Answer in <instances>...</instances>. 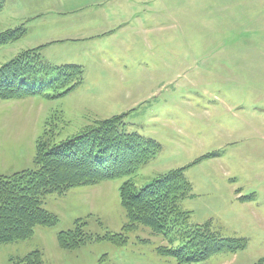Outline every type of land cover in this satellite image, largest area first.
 <instances>
[{"label": "rangeland", "instance_id": "obj_1", "mask_svg": "<svg viewBox=\"0 0 264 264\" xmlns=\"http://www.w3.org/2000/svg\"><path fill=\"white\" fill-rule=\"evenodd\" d=\"M40 1L18 15L29 21L55 13L58 21L47 19L44 28L60 22L77 28L62 37L79 45L63 51L68 63L83 67L84 81L62 98L0 100V175L34 168L47 124L59 142L94 122L126 115L127 132L162 148L132 176L47 195L43 206L57 225L37 227L30 239L1 247L0 264L33 251L43 264H176L156 252L171 246L168 239L147 227L131 233L124 247L98 241L66 250L58 234L80 223L93 237L120 234L127 223L120 199L125 181L145 187L209 153L218 157L186 170L195 196L180 207L190 224L209 225L246 246L197 264H264V0ZM106 1L115 6L109 14L98 9ZM0 6V33L25 28L17 42L0 47V66L22 51L41 50L14 49L27 29L10 26L9 19L23 7L7 0ZM88 23L106 27L83 36L81 24ZM172 239L175 247L183 244L178 235Z\"/></svg>", "mask_w": 264, "mask_h": 264}, {"label": "trees", "instance_id": "obj_2", "mask_svg": "<svg viewBox=\"0 0 264 264\" xmlns=\"http://www.w3.org/2000/svg\"><path fill=\"white\" fill-rule=\"evenodd\" d=\"M24 32L25 28L17 27L0 33V47L17 42ZM83 81V67L55 66L43 58L39 49H29L0 66V100L62 98ZM125 117L94 122L59 142H55L48 124L45 126L36 143L34 168L0 175V248L30 239L37 227L57 225V217L43 206L47 195L63 196L71 189L132 176L159 154L162 146L158 141L126 131ZM216 157L218 153H209L186 167L161 173L145 187L125 181L120 187L127 219L122 232L93 237L80 223L58 234L60 246L76 250L93 242L109 241L124 247L131 233L147 227L168 239L171 246L159 247L156 252L175 259L176 264H197L222 252L243 249V239L223 238L209 225L190 224V214L180 207L182 201L195 196L186 170ZM173 235L179 236L181 246H174ZM12 263L43 264V259L39 251H33Z\"/></svg>", "mask_w": 264, "mask_h": 264}, {"label": "crops", "instance_id": "obj_3", "mask_svg": "<svg viewBox=\"0 0 264 264\" xmlns=\"http://www.w3.org/2000/svg\"><path fill=\"white\" fill-rule=\"evenodd\" d=\"M27 1L28 0H7V3L9 5L12 4V5H17L19 7L21 6L23 7L21 9L16 10L15 15L10 17L9 21L12 22L11 23L12 25L10 26L16 27V26H20L23 24L27 29L26 40L23 41L20 44V46L19 44H17L16 46H13L14 49L21 51L23 49L40 47L42 48L40 50V53L42 54L43 58L45 60H48L49 63L53 65L75 64V63H68L69 61H67V56L69 53H65L64 52L65 50L63 51V49L71 48L75 50L73 47L79 45L78 41L69 40L67 39L68 37L63 38L62 36H69V32L72 33L74 31H78V29L75 27H72L71 29H69L65 27L63 22H60L59 26L56 28H52L51 25L49 26V24L47 25V28H44V25L46 24L45 20L54 18V21L56 22L58 21V19L56 18V16L58 15H55V13H51V15L42 16V17L29 20V21H22V19L18 15V11L19 10L21 11L22 9H24L25 5L32 4V1L33 3L37 2V0H32V1L30 0L29 2ZM41 1H45V0H41ZM109 3H110L109 1L102 3L98 9H100L101 11H104L106 14L107 13L109 14L111 10L115 8V6H112ZM56 14H59V13H56ZM104 27H106V25L104 24L99 25L98 28L96 24H92V23H88L85 25L81 24L80 31L82 32L83 36H94L95 33H91V31L97 32L96 31V28H97L101 32L104 30ZM87 29H89L90 31L88 33H85L84 31H86ZM74 34L76 35L77 33H74ZM113 37L116 38L117 36L114 35ZM62 39H65V40H62ZM63 41H66V43H64ZM69 41H74V42L69 43ZM80 43H82L83 45H89L88 43H90V41H84V42L82 41ZM67 45L69 48H65L67 47ZM77 52H78L77 55L80 54V50H77ZM15 53H18V51H16Z\"/></svg>", "mask_w": 264, "mask_h": 264}]
</instances>
